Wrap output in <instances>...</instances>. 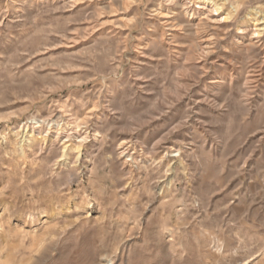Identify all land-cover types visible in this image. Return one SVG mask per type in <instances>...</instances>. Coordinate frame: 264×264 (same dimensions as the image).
I'll list each match as a JSON object with an SVG mask.
<instances>
[{
    "label": "rangeland",
    "instance_id": "1",
    "mask_svg": "<svg viewBox=\"0 0 264 264\" xmlns=\"http://www.w3.org/2000/svg\"><path fill=\"white\" fill-rule=\"evenodd\" d=\"M233 6L0 0V264H264V0Z\"/></svg>",
    "mask_w": 264,
    "mask_h": 264
},
{
    "label": "bare ground",
    "instance_id": "2",
    "mask_svg": "<svg viewBox=\"0 0 264 264\" xmlns=\"http://www.w3.org/2000/svg\"><path fill=\"white\" fill-rule=\"evenodd\" d=\"M178 1L181 3V6L183 7L186 15L189 18L193 19V17L196 14L197 15H203L204 18L208 19V21L213 23V24L225 23L226 21L230 20L233 17V15L236 14V12H237V9L234 6H233V9H231L227 13L224 11L223 7L228 0H224L223 3H219L217 0H197V2H195V3H192L191 1H188V0H178ZM167 2L169 4H173L175 2V0H167ZM195 12H196V14H195ZM204 14H206V15H204ZM259 18L260 17L257 16V13H255L254 11H250L249 13H247L245 15L244 21L242 23H240L239 25L243 26L247 22L254 21L256 23L255 26H257L260 23ZM262 20L264 21V18ZM257 29L254 31V34L256 35V37H259L261 30H259V29L257 30ZM237 30H238V32L240 30H242L241 26L240 27L238 26Z\"/></svg>",
    "mask_w": 264,
    "mask_h": 264
}]
</instances>
